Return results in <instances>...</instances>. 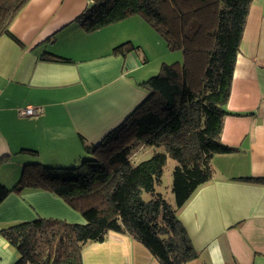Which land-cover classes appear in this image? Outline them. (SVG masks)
<instances>
[{
	"label": "crops",
	"instance_id": "1",
	"mask_svg": "<svg viewBox=\"0 0 264 264\" xmlns=\"http://www.w3.org/2000/svg\"><path fill=\"white\" fill-rule=\"evenodd\" d=\"M91 1L28 0L10 25L20 44L0 38V161L5 159L0 163V185L4 187H12L23 165L34 161L59 168L78 164L80 138L97 144L147 96L139 84L160 65L158 60L157 67L146 64L145 53L150 48L156 57L162 38L138 16L84 32L75 20ZM124 42L141 47L146 61L132 52L111 55ZM45 51L72 63L44 61L39 56ZM24 107L41 108L42 114L21 117L17 110ZM223 110L219 141L233 151L211 159V179L177 213L198 253L187 264H264V0L250 3ZM240 178L263 180L240 182ZM39 217L83 223L47 191L11 193L0 204V230ZM16 259L0 237V264H14ZM81 260L82 264H159L143 245L114 232L101 243L84 245Z\"/></svg>",
	"mask_w": 264,
	"mask_h": 264
},
{
	"label": "trees",
	"instance_id": "2",
	"mask_svg": "<svg viewBox=\"0 0 264 264\" xmlns=\"http://www.w3.org/2000/svg\"><path fill=\"white\" fill-rule=\"evenodd\" d=\"M251 1L92 0L77 16L76 23L86 33L138 16L168 50L181 51L182 61L161 64L157 75L142 81L145 99L97 144L80 138L78 164L59 168L34 161L23 165L12 187L0 185V204L11 193L42 190L83 220L72 224L39 217L1 229L0 237L17 256L14 264H82L83 246L103 242L110 232L133 238L159 264H187L198 257L177 213L211 179V159L233 151L219 136ZM27 2L0 0V38L20 44L10 25ZM130 52L146 61L141 47L130 42L115 46L111 55ZM39 57L72 63L49 51ZM140 149L151 154L135 163ZM167 159L175 162L172 202L159 191Z\"/></svg>",
	"mask_w": 264,
	"mask_h": 264
},
{
	"label": "rangeland",
	"instance_id": "3",
	"mask_svg": "<svg viewBox=\"0 0 264 264\" xmlns=\"http://www.w3.org/2000/svg\"><path fill=\"white\" fill-rule=\"evenodd\" d=\"M133 28L136 29L137 27L133 26ZM154 46H155V44H153V47ZM145 54L147 55V59H148V63H146V64H149L152 67L153 66L157 67L156 66L157 60H158L159 65H161V64L171 65L173 63H181V61H182L181 51H170V50H168L164 40H162V49L161 50L158 49V53H157L156 57L154 56V54L151 53L150 48L147 50V52ZM158 71L159 70L156 68L154 73L151 74V76L157 75ZM136 153H139V154H135L133 157V160L135 163L142 161L145 158H148L151 154L149 150L142 151L141 149L139 151H137ZM174 165H175L174 161L167 159L166 165H165V168L163 171L161 185L159 187V191L163 195V197L165 199H167L168 201H171V202H172V195L170 194V182H171V171H172V168L174 167Z\"/></svg>",
	"mask_w": 264,
	"mask_h": 264
},
{
	"label": "built area",
	"instance_id": "4",
	"mask_svg": "<svg viewBox=\"0 0 264 264\" xmlns=\"http://www.w3.org/2000/svg\"><path fill=\"white\" fill-rule=\"evenodd\" d=\"M18 115L25 118H34L42 114L41 108L24 107L17 110Z\"/></svg>",
	"mask_w": 264,
	"mask_h": 264
}]
</instances>
